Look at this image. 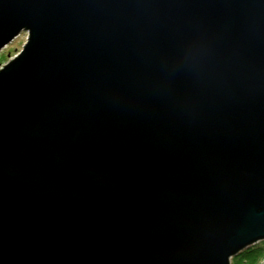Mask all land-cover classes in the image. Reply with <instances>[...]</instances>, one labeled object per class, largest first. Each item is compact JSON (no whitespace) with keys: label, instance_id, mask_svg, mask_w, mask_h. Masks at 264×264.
Listing matches in <instances>:
<instances>
[{"label":"water","instance_id":"obj_1","mask_svg":"<svg viewBox=\"0 0 264 264\" xmlns=\"http://www.w3.org/2000/svg\"><path fill=\"white\" fill-rule=\"evenodd\" d=\"M0 264H232L264 240V0H0Z\"/></svg>","mask_w":264,"mask_h":264},{"label":"trees","instance_id":"obj_2","mask_svg":"<svg viewBox=\"0 0 264 264\" xmlns=\"http://www.w3.org/2000/svg\"><path fill=\"white\" fill-rule=\"evenodd\" d=\"M264 258V240L246 248L232 258V264H261Z\"/></svg>","mask_w":264,"mask_h":264},{"label":"rangeland","instance_id":"obj_3","mask_svg":"<svg viewBox=\"0 0 264 264\" xmlns=\"http://www.w3.org/2000/svg\"><path fill=\"white\" fill-rule=\"evenodd\" d=\"M27 40L28 34L26 32H22L17 38L0 51V68H2L23 50ZM263 261L264 258L262 259L261 264Z\"/></svg>","mask_w":264,"mask_h":264},{"label":"built area","instance_id":"obj_4","mask_svg":"<svg viewBox=\"0 0 264 264\" xmlns=\"http://www.w3.org/2000/svg\"><path fill=\"white\" fill-rule=\"evenodd\" d=\"M262 264H264V261L262 262Z\"/></svg>","mask_w":264,"mask_h":264}]
</instances>
